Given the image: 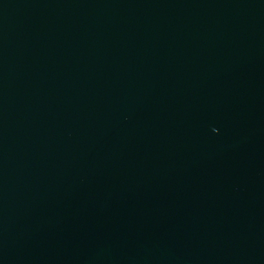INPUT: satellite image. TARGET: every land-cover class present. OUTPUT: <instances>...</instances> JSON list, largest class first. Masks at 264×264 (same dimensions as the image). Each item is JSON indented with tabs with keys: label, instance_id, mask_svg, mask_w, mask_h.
Masks as SVG:
<instances>
[{
	"label": "water",
	"instance_id": "95a60500",
	"mask_svg": "<svg viewBox=\"0 0 264 264\" xmlns=\"http://www.w3.org/2000/svg\"><path fill=\"white\" fill-rule=\"evenodd\" d=\"M0 264H264V0H0Z\"/></svg>",
	"mask_w": 264,
	"mask_h": 264
}]
</instances>
